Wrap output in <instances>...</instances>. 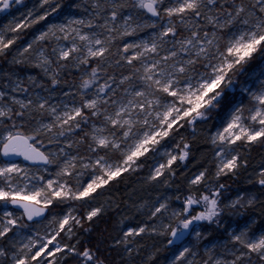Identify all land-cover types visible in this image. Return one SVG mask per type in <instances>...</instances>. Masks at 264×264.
<instances>
[{
    "label": "snow or ice",
    "instance_id": "snow-or-ice-1",
    "mask_svg": "<svg viewBox=\"0 0 264 264\" xmlns=\"http://www.w3.org/2000/svg\"><path fill=\"white\" fill-rule=\"evenodd\" d=\"M0 264H264V0H0Z\"/></svg>",
    "mask_w": 264,
    "mask_h": 264
}]
</instances>
